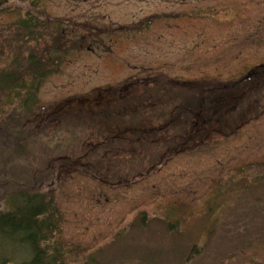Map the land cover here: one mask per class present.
I'll list each match as a JSON object with an SVG mask.
<instances>
[{
    "label": "rangeland",
    "instance_id": "rangeland-1",
    "mask_svg": "<svg viewBox=\"0 0 264 264\" xmlns=\"http://www.w3.org/2000/svg\"><path fill=\"white\" fill-rule=\"evenodd\" d=\"M29 51L51 58L36 105L0 90V212L45 194L69 264H264V0L0 3V71Z\"/></svg>",
    "mask_w": 264,
    "mask_h": 264
},
{
    "label": "trees",
    "instance_id": "trees-1",
    "mask_svg": "<svg viewBox=\"0 0 264 264\" xmlns=\"http://www.w3.org/2000/svg\"><path fill=\"white\" fill-rule=\"evenodd\" d=\"M4 1L6 0H0V3ZM18 25L28 37L33 39L34 29L43 26L44 23L35 19L30 13H26L25 17L19 19ZM50 58V51L41 57H37L29 51L25 56V64H20L18 59H14L13 63L16 66L14 71H0V90L9 89L15 94L24 90L25 97L19 102L21 108L36 105L38 102L37 92L48 74L45 62ZM17 65L26 66V71L16 73L20 68ZM26 77H29L27 81ZM189 86L187 84L183 87ZM44 196L46 195L37 191L24 190L9 195L7 209L0 212V239L18 243L28 251V255L17 257L2 254L0 255V264H9L17 259L21 260L17 264H69L63 244H50V242H54L56 232L59 230L60 217L53 201H46ZM83 264L96 263L91 259V261H84Z\"/></svg>",
    "mask_w": 264,
    "mask_h": 264
}]
</instances>
